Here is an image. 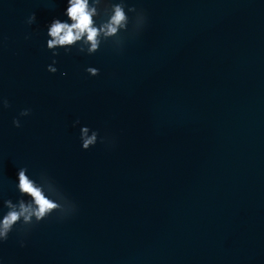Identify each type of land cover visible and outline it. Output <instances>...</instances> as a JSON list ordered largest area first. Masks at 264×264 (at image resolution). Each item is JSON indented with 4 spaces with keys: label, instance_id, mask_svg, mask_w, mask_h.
Masks as SVG:
<instances>
[{
    "label": "clouds",
    "instance_id": "1",
    "mask_svg": "<svg viewBox=\"0 0 264 264\" xmlns=\"http://www.w3.org/2000/svg\"><path fill=\"white\" fill-rule=\"evenodd\" d=\"M132 13L133 16H129ZM67 20L54 18L47 26V50L52 56L60 55L58 49L63 48L65 54L76 48L80 53L93 55L97 53L101 45L111 41L116 49H122L125 37L124 33L136 34L146 24L147 17L143 10L135 6H128L127 0H67V7L64 11ZM99 20V23L97 22ZM36 22V14L31 13L25 23L29 26ZM132 28L129 30V24ZM29 38L26 36V39ZM57 61L47 66L49 73L57 72ZM90 76H99L100 70L95 67L86 68ZM67 73H61L66 75ZM7 98L0 96V110L9 108ZM30 109H23L19 115L29 116ZM17 128L21 126L20 119L12 121ZM76 120L74 125L79 124ZM83 126L80 129L81 147L88 150L94 147L98 140L101 143L107 141V137H100L99 132ZM27 167L18 169V183L16 189L19 198L16 202L12 199L3 200V206L7 212L0 218V244L7 241L9 234L19 225L18 231L27 232L32 226L47 220L53 213L58 218H65L76 211V205L56 186L55 182L47 173H40L38 178L33 179L28 174ZM28 197V199H24ZM23 246V242H21Z\"/></svg>",
    "mask_w": 264,
    "mask_h": 264
}]
</instances>
